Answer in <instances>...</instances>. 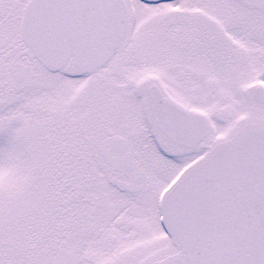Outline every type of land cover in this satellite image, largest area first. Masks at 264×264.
<instances>
[{
    "label": "snow or ice",
    "instance_id": "1",
    "mask_svg": "<svg viewBox=\"0 0 264 264\" xmlns=\"http://www.w3.org/2000/svg\"><path fill=\"white\" fill-rule=\"evenodd\" d=\"M0 264H264V0H0Z\"/></svg>",
    "mask_w": 264,
    "mask_h": 264
}]
</instances>
